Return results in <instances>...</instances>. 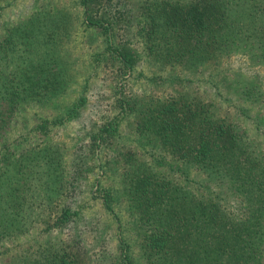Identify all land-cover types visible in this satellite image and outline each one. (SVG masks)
Masks as SVG:
<instances>
[{
    "label": "trees",
    "instance_id": "1",
    "mask_svg": "<svg viewBox=\"0 0 264 264\" xmlns=\"http://www.w3.org/2000/svg\"><path fill=\"white\" fill-rule=\"evenodd\" d=\"M79 1L86 22L103 27V22L87 14L100 0ZM251 1L255 0L242 4L233 0H152L139 15L138 33L145 50L154 57L173 59L174 53L181 59L187 57L185 64L217 63L232 46L240 45L249 47L248 55L257 63H264V2L258 5ZM44 18L31 20L26 29L35 33L26 37L25 57L19 53L16 39L9 54L0 53V132L21 109H57L54 103L70 93L73 76L69 69L64 65L56 70L50 67L51 62H57L52 54L56 47L48 45L50 31ZM13 57L21 61L13 67L10 62L7 70L4 66ZM123 58L131 62L127 55ZM251 94V104L255 105L263 93L254 89ZM134 103L140 114L136 131L204 178L203 183H196V190L202 191L195 195L169 178L145 177V173L130 177L129 192L135 193L131 198L138 210L137 222L145 226L143 249L151 253L149 258L156 264H264V156H260L254 139L248 138L245 128L229 115L222 116L215 108L211 111L206 101L196 97H169L152 101L146 108L136 100ZM86 105L87 100L80 98L57 117L39 118L31 134L46 137L50 127L80 118ZM125 110L122 100L120 112ZM239 112L245 115L247 110L239 108ZM117 121L118 115H114L89 128L91 147L79 161L65 146L50 142L18 153L10 151L8 145L0 149V256L18 249L16 241L21 236L35 225L49 224L54 216L63 227L81 221L80 206L73 212L69 206H61L63 198L71 196L72 182L66 177L76 179L78 166L87 167L90 161L99 160L102 145L112 142L119 131ZM23 137L26 142L28 138ZM181 173L186 182L194 184L186 170ZM105 209L110 211L111 207L106 205ZM48 231L45 228L41 233ZM36 241L23 264H81V257L68 244L52 248L39 244L38 238ZM125 248L118 247L121 261L127 256ZM21 258L10 255L0 264H22Z\"/></svg>",
    "mask_w": 264,
    "mask_h": 264
},
{
    "label": "rangeland",
    "instance_id": "2",
    "mask_svg": "<svg viewBox=\"0 0 264 264\" xmlns=\"http://www.w3.org/2000/svg\"><path fill=\"white\" fill-rule=\"evenodd\" d=\"M150 1L100 0L87 14L103 22V27H92L85 20L79 0H0V43L8 42L7 46L3 43L0 53H7L16 39L19 53L25 57L26 37L35 33H27L26 29L30 28L31 20L45 16L43 23H47L50 31L48 45L56 47L52 54L57 62H51L50 67L56 70L64 65L73 76L70 93L54 103L57 109L47 107L39 110L36 106H28L18 111L11 118V123L8 120L0 132V149L8 145L10 151L18 153L50 142L65 146L69 154L73 152L78 156L79 161L91 147L89 128L114 115H118L119 124V131L112 142L102 145L100 161H90L91 165L87 163V167L78 166L79 174L74 180L66 177L68 183L72 182L69 188L71 196L63 198L61 206H69L72 212L80 206L81 221L63 227L54 216L47 225H35L29 234L25 233L16 241L18 249L0 256V261L10 255H21L23 264L27 250L38 238V243L44 247L68 244L81 257V264H156L153 258H149L151 253L143 249L145 226L137 222L138 210L132 200L135 193L129 192L130 177L145 173V177L152 174L169 178L176 186H185L195 195L202 191L196 190V183H203L204 178L199 177L195 170H187L149 141V137L136 131L140 114L135 100L146 108L153 105L152 101L181 95L202 99L211 111L212 108L218 109L220 115H229L234 123L245 128L248 138L254 139L260 156H264V63H257L248 55L249 47L241 48L240 45L232 46L217 63L204 60L202 63L185 64L187 57L181 59L174 53L171 55L173 59L154 57L145 50L138 33L139 15ZM174 1L187 3L197 0ZM255 1L258 5L264 2ZM255 1L249 3L254 4ZM58 52L60 55L56 56ZM123 55H127L131 62ZM40 58L41 55L37 61ZM17 60L13 57L4 68L10 70L8 66L11 63L12 67L20 63L21 60ZM254 89L263 93L255 105L251 104ZM80 98L87 100L80 118L68 120L63 126L50 127L46 137L31 134V128L40 122L39 118L57 117L63 108ZM122 100L126 110L120 112ZM239 108L246 109L247 113L241 114ZM254 118L260 128L258 132L255 131ZM23 136L28 138L26 142ZM183 170L188 172L195 185L186 182L181 173ZM78 183L79 186L75 187ZM106 205L111 207L110 211L105 209ZM45 228L50 231L42 234ZM118 243L128 247L125 248L126 259L122 261Z\"/></svg>",
    "mask_w": 264,
    "mask_h": 264
}]
</instances>
